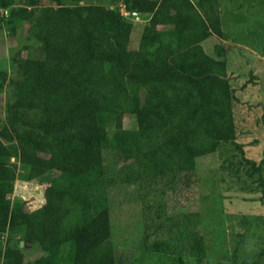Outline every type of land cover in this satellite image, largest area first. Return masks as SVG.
<instances>
[{"label":"trees","instance_id":"1","mask_svg":"<svg viewBox=\"0 0 264 264\" xmlns=\"http://www.w3.org/2000/svg\"><path fill=\"white\" fill-rule=\"evenodd\" d=\"M68 1L74 4L0 0L8 12L0 28L14 34L16 24L28 21L37 43L35 55L12 58L9 114L0 128V236L17 230L25 243L38 245L43 254L29 264H116L105 150L124 164L121 183L168 176L185 181L181 185L188 184L196 159L221 142L241 151L218 0H121L129 15ZM134 12L149 16L135 49ZM124 115L134 118V128L109 131ZM246 162L260 174L261 163ZM51 171L56 175L41 208L29 213L23 199L10 198L17 179ZM205 248L194 233L191 255L201 259ZM163 258L162 252L156 263ZM0 259L24 264L23 249L9 243Z\"/></svg>","mask_w":264,"mask_h":264},{"label":"rangeland","instance_id":"2","mask_svg":"<svg viewBox=\"0 0 264 264\" xmlns=\"http://www.w3.org/2000/svg\"><path fill=\"white\" fill-rule=\"evenodd\" d=\"M73 5V2L63 0ZM117 7L129 15L121 0H81ZM16 5H20L15 1ZM42 1L40 6L49 5ZM51 5L55 6L54 3ZM227 76L231 85L235 142H221L216 151L198 157L188 184L168 176H147L121 183L124 166L110 149L104 151L111 240L116 264H264V0H218ZM125 11V12H124ZM8 15L0 8V16ZM130 47L135 49L149 17L133 13ZM91 24L97 23L90 18ZM14 34L0 28V128L7 122L9 79L15 71L13 57L37 53V43L27 33L28 21L16 24ZM2 73H5L3 77ZM144 95V90L140 91ZM135 121L124 115L116 128L132 129ZM246 159L261 163L255 173ZM16 162V159H11ZM19 168V171H22ZM55 171L31 180L17 179L10 198L23 199L32 213L46 203V187ZM194 233L203 236L205 256L198 259L189 249ZM14 231L0 236V250L8 244L23 249L24 264L43 254L41 248ZM22 242V245L20 243ZM159 243L161 252L154 253ZM1 264V259H0Z\"/></svg>","mask_w":264,"mask_h":264},{"label":"water","instance_id":"3","mask_svg":"<svg viewBox=\"0 0 264 264\" xmlns=\"http://www.w3.org/2000/svg\"><path fill=\"white\" fill-rule=\"evenodd\" d=\"M20 245H22V242L20 243Z\"/></svg>","mask_w":264,"mask_h":264},{"label":"built area","instance_id":"4","mask_svg":"<svg viewBox=\"0 0 264 264\" xmlns=\"http://www.w3.org/2000/svg\"><path fill=\"white\" fill-rule=\"evenodd\" d=\"M125 12V11H124Z\"/></svg>","mask_w":264,"mask_h":264}]
</instances>
